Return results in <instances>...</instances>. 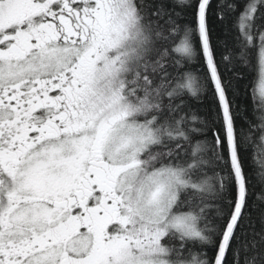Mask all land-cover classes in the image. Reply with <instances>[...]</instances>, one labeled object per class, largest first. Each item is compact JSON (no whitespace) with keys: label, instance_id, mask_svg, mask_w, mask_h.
I'll list each match as a JSON object with an SVG mask.
<instances>
[{"label":"snow or ice","instance_id":"obj_1","mask_svg":"<svg viewBox=\"0 0 264 264\" xmlns=\"http://www.w3.org/2000/svg\"><path fill=\"white\" fill-rule=\"evenodd\" d=\"M0 264H264V0H0Z\"/></svg>","mask_w":264,"mask_h":264}]
</instances>
